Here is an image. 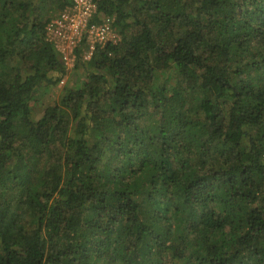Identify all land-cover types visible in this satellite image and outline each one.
Here are the masks:
<instances>
[{
    "label": "trees",
    "instance_id": "16d2710c",
    "mask_svg": "<svg viewBox=\"0 0 264 264\" xmlns=\"http://www.w3.org/2000/svg\"><path fill=\"white\" fill-rule=\"evenodd\" d=\"M95 1L61 85L73 0H0V264H264V0Z\"/></svg>",
    "mask_w": 264,
    "mask_h": 264
},
{
    "label": "built area",
    "instance_id": "2783aa9c",
    "mask_svg": "<svg viewBox=\"0 0 264 264\" xmlns=\"http://www.w3.org/2000/svg\"><path fill=\"white\" fill-rule=\"evenodd\" d=\"M73 2V5L67 7L60 15L52 18L46 27L47 39L54 43L67 69L75 58V47L84 39L91 44L87 57L89 58L97 45H105L108 41L116 42L119 38L111 23H90L97 12L95 0ZM61 83H64V80Z\"/></svg>",
    "mask_w": 264,
    "mask_h": 264
},
{
    "label": "rangeland",
    "instance_id": "374dc122",
    "mask_svg": "<svg viewBox=\"0 0 264 264\" xmlns=\"http://www.w3.org/2000/svg\"><path fill=\"white\" fill-rule=\"evenodd\" d=\"M64 10H65V9H64ZM64 10H63V11H64ZM63 11H61L60 14H61ZM60 14H58V15H60ZM58 15H57V16H58ZM105 21L111 23V22H112V19H111V18H107ZM113 29L118 33V31H117L114 27H113ZM90 45H91V44H90L86 39H84L80 44H78V46L75 47V52H74L75 58H74V60L69 64V68L67 69V70H68V73H67L68 75L64 78V81H65V82H66L68 76H71L72 73H73L74 70H75L76 59H77V53H76V50L79 49V48H81V49L83 50V56H84V59H86V60H87V59H90V57L87 58V57H88V52H89ZM63 84H64V83H61V85H63ZM40 115H41V114H39L38 117H39Z\"/></svg>",
    "mask_w": 264,
    "mask_h": 264
}]
</instances>
